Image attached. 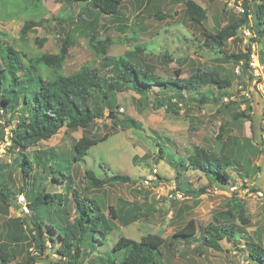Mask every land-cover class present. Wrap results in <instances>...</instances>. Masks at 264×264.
Listing matches in <instances>:
<instances>
[{
	"label": "rangeland",
	"instance_id": "1",
	"mask_svg": "<svg viewBox=\"0 0 264 264\" xmlns=\"http://www.w3.org/2000/svg\"><path fill=\"white\" fill-rule=\"evenodd\" d=\"M193 1L205 10L207 18L203 26L211 33L225 26L232 15L242 13L244 2L254 3V0ZM183 10L184 4L180 0H122L120 12L124 21L104 18L95 30H90L88 22L92 20L94 10L83 4L66 0H31L28 4L20 0H0V31L13 40L15 51L23 52L26 57H35L38 52L57 53L67 41L66 75L85 63L100 64L89 42L92 35L95 40L110 42L106 57L133 52L140 65L157 76L170 78L175 70H179L181 77L185 78L197 69L211 68L229 83L226 89L219 91L203 89L207 97L203 104L189 102L183 106L178 103L177 114L164 107L154 108L152 97L144 99L133 92L101 91L100 95L108 97L112 106L117 108L120 119L125 118L131 123H112L106 118L105 109L103 118L95 120L86 133L82 129L62 128L48 141L29 149V152L49 149L69 152L83 136L105 137L104 141L90 148L77 166H73L72 179L67 181L65 190L68 200L71 202L70 191L76 190L80 197L94 201L104 215L111 208L113 214L120 213L124 219L136 218L126 226L115 221L114 230L106 235L104 245L86 254L83 264H105V251L111 250L118 237L139 242L147 235H157L165 240L161 248L162 264H251L246 257L244 238L238 247L226 245L223 241V251L200 244L201 228L207 224L225 221L239 224L235 219L237 205L244 207L250 222L245 227L246 242L257 241L264 247V121L261 117L264 71L254 75L248 66L243 71V61H222L220 55L205 46L201 32L187 19ZM26 20L37 22L39 26L19 39L17 33ZM250 37L253 36L248 30H242L236 39L228 40L224 48L227 52L244 53ZM262 47L252 44L251 53L258 55ZM210 92L214 96L209 95ZM245 92L250 93L249 98L244 97ZM171 94L156 92V96L171 98L174 102ZM238 112L251 115L253 125L250 127L246 120L233 121L232 114ZM2 122L4 120L0 117V125ZM13 127L4 128L0 163H9L15 155L9 150ZM220 128L223 132L219 144L223 146V153L240 166L230 171L226 186L209 183L204 174L193 170L186 161L195 148L212 151L216 136L221 133ZM251 132L255 133V140L251 138ZM156 143L167 149L171 147L172 152L178 153L185 161L179 182L174 181L175 164L166 158L158 159ZM152 169L166 181H154L148 188H140L143 176ZM85 170L91 171L97 179L121 175L129 180L85 190ZM11 174L18 186V169L12 170ZM176 184L181 191L175 190ZM59 186L57 188L61 191ZM174 191L182 194L181 200L167 198ZM68 207L71 211V204ZM67 210L64 208L63 213ZM19 216L22 215L14 208L9 209L7 215L0 214V232L10 217ZM190 220L198 229L195 240L189 244L178 243L174 234ZM173 239L176 242L170 244ZM48 253L50 255L53 250ZM33 256L40 259L35 264H54L46 256Z\"/></svg>",
	"mask_w": 264,
	"mask_h": 264
},
{
	"label": "trees",
	"instance_id": "2",
	"mask_svg": "<svg viewBox=\"0 0 264 264\" xmlns=\"http://www.w3.org/2000/svg\"><path fill=\"white\" fill-rule=\"evenodd\" d=\"M20 1L25 4L31 2ZM66 1L83 4L94 10L92 20L88 22L90 30H95L104 18L124 21L120 12L122 0ZM180 1L184 4V15L201 32L205 46L220 55L222 61H243L242 68L245 71L252 44H259L263 47L257 56L264 64V0H254L253 5L244 2L242 13L232 15L227 24L214 33L206 31L203 26L207 15L202 7L193 0ZM37 26L39 23L32 20L24 21L17 33L18 38L23 39ZM245 29L253 36L245 52H227L225 43L236 39L239 32ZM89 39L100 64L95 66L85 63L66 75L64 64L68 56L67 41L57 53L38 52L35 57H26L23 52L15 51L13 40L0 31V117L4 120L3 125H0V141L4 139L5 126L14 125L10 131L9 150L15 154L9 163H0V214L7 215L9 209L14 208L22 215L10 217L0 232V264H35L40 259L34 258V254L46 256L54 264H83L86 254L104 245L106 235L114 230L115 221L126 226L136 218L124 219L120 213L113 214L111 208L104 215L94 201L80 197L74 189L69 193L71 202L68 200L65 190L67 181L72 179L73 166H77L90 148L104 141L105 137L95 139L83 136L69 152H54L52 149L29 152L30 148L48 141L62 128L71 131L82 129L86 133L95 120L103 118L105 109L106 118L112 123H131L125 118L120 119L117 108L112 106L108 97L100 95L101 91L133 92L144 99L152 97L154 108L164 107L166 111L177 114L178 103H183V106L189 102L198 105L205 103L207 97L203 89L215 88L219 91L229 86L228 81L221 79L211 68L197 69L185 78L181 77L179 70H175L170 78L157 76L147 67H142L133 52L106 57L110 42L95 40L92 35ZM156 92H171L170 96L175 101L158 97ZM209 95L214 96L211 92ZM261 117L264 121V108ZM232 120H246L250 122V127L253 125L252 116L244 112L232 114ZM220 132L212 151L195 148L186 161L193 170L204 174L209 183L226 186L230 171L240 166L223 153V146L219 144L222 128ZM251 138L255 140L254 132H251ZM156 145L158 159L166 158L175 164L174 181L179 182L185 161L178 153L172 152L171 147L167 149L160 143ZM16 169L20 181L18 186L11 174ZM84 179L85 190L129 180L121 175L97 179L88 170L84 171ZM162 180L166 181L156 174L154 183ZM175 190L181 191L178 184ZM19 195L23 197L27 211L17 203ZM64 208H68L67 213H63ZM235 219L240 225L225 221L202 227L200 244L208 249L223 251V241L226 245L238 247L241 238H244L247 259L251 264H264V247L257 241L246 242L244 232L250 222L241 205H237ZM197 232L195 222L190 220L176 231L174 238H178V243L189 244L195 240ZM174 242L175 239L170 244ZM164 244L165 240L157 235H147L139 242L118 237L111 250L105 251V264H162L161 248ZM50 250L53 253L49 255Z\"/></svg>",
	"mask_w": 264,
	"mask_h": 264
},
{
	"label": "built area",
	"instance_id": "3",
	"mask_svg": "<svg viewBox=\"0 0 264 264\" xmlns=\"http://www.w3.org/2000/svg\"><path fill=\"white\" fill-rule=\"evenodd\" d=\"M248 70L252 71V73L254 75H259L264 71V66L263 64L259 61L258 57L256 54L251 53L249 55V59H248ZM262 93L264 94V91H262ZM244 97L249 98L250 97V93L249 92H245L244 93ZM225 102L227 101L226 98L223 99ZM156 170L152 169L147 175L143 176L141 182H140V188H148L149 186L152 185V183L156 180ZM170 200H181L182 199V194L179 192H175L173 194L168 195L167 197ZM18 202L23 206L24 211H27L26 208L24 207V199L23 197L20 195L18 197Z\"/></svg>",
	"mask_w": 264,
	"mask_h": 264
}]
</instances>
